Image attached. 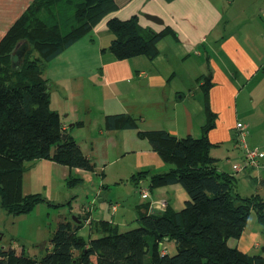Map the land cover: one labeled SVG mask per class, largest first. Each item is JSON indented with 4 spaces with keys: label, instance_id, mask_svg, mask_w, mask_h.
<instances>
[{
    "label": "trees",
    "instance_id": "16d2710c",
    "mask_svg": "<svg viewBox=\"0 0 264 264\" xmlns=\"http://www.w3.org/2000/svg\"><path fill=\"white\" fill-rule=\"evenodd\" d=\"M127 1L34 0L0 40V198L10 214L30 212L44 200L39 193L23 191L29 161L45 158L77 170H95L93 159L51 107L54 83L44 70L102 17ZM63 7H67L65 17ZM107 27L114 36L109 49L120 59L152 58L158 41L175 34L170 26L157 31L142 25L137 14L126 19L111 16ZM205 109L204 134L198 138H180L165 129L138 131L172 166L163 172L132 174L136 190L145 198L155 187L180 184L190 197L182 209L139 212L138 226L121 230L112 220L115 203H111V218L92 220L87 236L79 232L87 215L80 219L61 216L41 256L28 255L19 244L0 249V264H264V246L261 252L250 253L229 244L231 238L241 237L252 211L264 234V195H243L237 189V174L217 169L207 136L215 123L208 100ZM106 128L136 129L137 124L127 113L108 114ZM147 176L150 190L145 188L148 192L143 195L140 180ZM68 182L72 187L78 180L72 177ZM171 240L176 245L173 254L166 245Z\"/></svg>",
    "mask_w": 264,
    "mask_h": 264
},
{
    "label": "crops",
    "instance_id": "0c3cea01",
    "mask_svg": "<svg viewBox=\"0 0 264 264\" xmlns=\"http://www.w3.org/2000/svg\"><path fill=\"white\" fill-rule=\"evenodd\" d=\"M33 1L0 0V40ZM145 13L160 16L164 23L149 20ZM135 14L142 25L157 31L170 26L175 34L158 41V52L152 58L144 55L117 58L109 49L114 36L108 30L107 20L111 16L126 19ZM44 76L54 83L51 103L55 99L58 103L82 96L85 84H100L104 99L117 100L125 108L130 91L139 86L148 87L143 90L142 100L150 108L149 127L142 128L165 129L180 138H198L204 134L208 100L215 123L207 136L212 142L210 153L217 158V169L235 172L237 189L243 195L256 192L264 195V156L258 168L234 169L242 164L244 156L236 143L238 121L248 125L249 145L264 151V0H128L52 59L45 67ZM206 83H209L207 90ZM62 120L72 135L73 128L81 123ZM137 129L138 126L135 131L105 128L100 133L117 140L120 152L134 151L137 171L133 174L140 170L153 174L170 169L172 165L163 161ZM83 151L92 158L91 153ZM101 174L104 178L105 173ZM24 183L23 178V191L27 194ZM140 185L150 190L149 176L142 178ZM103 189L106 188L101 192ZM246 189L251 192L243 193ZM150 193L133 205L137 213L131 218L139 212H161L168 207L180 210L190 199L184 187L177 183L155 187ZM120 205L119 202L114 213H118ZM85 210L88 215L84 212L87 215L84 225L111 218L102 211L98 215L91 207ZM112 220L120 224L115 215ZM261 236L260 230L247 229L246 225L236 246L243 252L252 248L261 251L264 246L259 240Z\"/></svg>",
    "mask_w": 264,
    "mask_h": 264
},
{
    "label": "rangeland",
    "instance_id": "374dc122",
    "mask_svg": "<svg viewBox=\"0 0 264 264\" xmlns=\"http://www.w3.org/2000/svg\"><path fill=\"white\" fill-rule=\"evenodd\" d=\"M62 8L63 17L66 16ZM145 86H139L137 90L129 92L125 108L117 104V100H107L102 96L104 91L100 84H85L82 96L71 100L52 101L51 107L57 109L64 121L68 123L81 122L73 128V136L82 148L91 153L96 165V171L77 170L51 159H35L29 161L30 168L24 172V189L29 193H39L44 200L38 203L30 212L19 215L10 214L2 205L0 198V249L23 244L26 253L32 257H39L49 247V238L56 230L61 216L80 219L85 215L86 207L106 217H111L108 211L109 202H120V210L113 216L120 221V229L127 230L138 226L135 221L137 215L133 205L140 200L141 195L132 182V174L137 171L136 155L133 152H120L117 140L101 135V130L106 128V116L112 112H126L136 120L138 131H144L142 127H149V109L143 104V90ZM143 94V95H142ZM128 106L129 108H127ZM117 112V113H118ZM143 119V120H142ZM140 127V128H139ZM135 131V129H133ZM105 173L103 178L101 173ZM76 178L75 186L69 187V179ZM107 188L102 191V183ZM250 193V189L243 193ZM61 205H53L59 204ZM112 204H110L111 207ZM128 208L127 212L123 209ZM115 210V206H113ZM100 212V213H99ZM83 214V215H82ZM129 214V215H128ZM88 215V213H87ZM86 223V222H85ZM88 223V222H87ZM90 223V221H89ZM260 230L261 225L252 211L247 229ZM80 233L87 236L89 226L84 225ZM264 243V234L260 237ZM231 246L238 244V239L229 240ZM169 253L176 252L174 241H166ZM261 252L252 248L250 253Z\"/></svg>",
    "mask_w": 264,
    "mask_h": 264
},
{
    "label": "built area",
    "instance_id": "2783aa9c",
    "mask_svg": "<svg viewBox=\"0 0 264 264\" xmlns=\"http://www.w3.org/2000/svg\"><path fill=\"white\" fill-rule=\"evenodd\" d=\"M65 128V127H64ZM248 125L245 122L238 121L237 122V135H236V143L242 148L244 156L242 160V164L236 165L235 170L240 171L246 167H255L258 168L260 166L259 158L264 155V151L257 147H251L247 141L248 135ZM148 190L143 189V195L147 194ZM116 208V204L113 205Z\"/></svg>",
    "mask_w": 264,
    "mask_h": 264
},
{
    "label": "water",
    "instance_id": "95a60500",
    "mask_svg": "<svg viewBox=\"0 0 264 264\" xmlns=\"http://www.w3.org/2000/svg\"><path fill=\"white\" fill-rule=\"evenodd\" d=\"M144 15L146 18H148L149 20H151L157 24H163L164 23V19L158 15H154V14H150V13H145ZM74 219H76V217Z\"/></svg>",
    "mask_w": 264,
    "mask_h": 264
}]
</instances>
